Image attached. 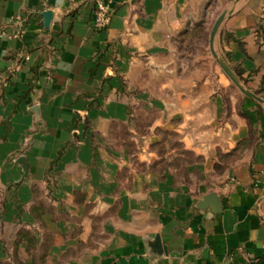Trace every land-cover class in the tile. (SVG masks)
<instances>
[{"label": "crops", "instance_id": "crops-1", "mask_svg": "<svg viewBox=\"0 0 264 264\" xmlns=\"http://www.w3.org/2000/svg\"><path fill=\"white\" fill-rule=\"evenodd\" d=\"M94 5L0 0V199L54 230L44 264L79 240L80 264H264V102L209 49L226 12L216 49L264 99V0H114L103 29Z\"/></svg>", "mask_w": 264, "mask_h": 264}, {"label": "rangeland", "instance_id": "rangeland-1", "mask_svg": "<svg viewBox=\"0 0 264 264\" xmlns=\"http://www.w3.org/2000/svg\"><path fill=\"white\" fill-rule=\"evenodd\" d=\"M158 148L165 154L170 147ZM173 154L158 158L155 164L158 166L166 162H175ZM132 160L137 166L143 165L137 157ZM18 208L19 212L16 214L17 208L14 204L8 205L0 199V264H44L50 261L51 258L48 259L47 256L54 239V230L44 222L29 221L26 215L25 220H22L21 215L26 207ZM44 208L46 206L42 203L31 206V210L38 214L43 213ZM84 245L85 243L79 240L75 246L68 248L66 253L53 257L51 263L80 264Z\"/></svg>", "mask_w": 264, "mask_h": 264}, {"label": "water", "instance_id": "water-1", "mask_svg": "<svg viewBox=\"0 0 264 264\" xmlns=\"http://www.w3.org/2000/svg\"><path fill=\"white\" fill-rule=\"evenodd\" d=\"M44 15V23L45 26L48 27L50 25V22L52 20L53 17V13L50 11H45L43 13ZM227 13L223 12L215 21L213 28L210 32V36H209V49L210 52L212 54V56L214 57V59L216 60L217 64L220 66V68L223 70V72L228 76V78L247 96H249L250 98H253L259 102H264V99L260 96H258L257 94L253 93L252 91H250L249 89H247L238 79V77L236 76V74L233 72V70L229 67V65L220 57L217 49H216V37L217 34L220 30V27L223 23V21L226 18ZM18 161L23 165V168L25 170V172L27 171V164L25 161V157H20L18 159ZM211 197L212 198H216L217 195L215 193H211Z\"/></svg>", "mask_w": 264, "mask_h": 264}, {"label": "built area", "instance_id": "built-area-1", "mask_svg": "<svg viewBox=\"0 0 264 264\" xmlns=\"http://www.w3.org/2000/svg\"><path fill=\"white\" fill-rule=\"evenodd\" d=\"M93 1L95 4L93 25L96 29L106 28L111 21L113 11L112 4L114 0ZM26 59H28V57H26Z\"/></svg>", "mask_w": 264, "mask_h": 264}, {"label": "trees", "instance_id": "trees-1", "mask_svg": "<svg viewBox=\"0 0 264 264\" xmlns=\"http://www.w3.org/2000/svg\"><path fill=\"white\" fill-rule=\"evenodd\" d=\"M168 134H170V135H172L173 137H175V135L173 134V133H168ZM177 145H178V148H179V150L181 151V153L183 154V155H185L184 157H177L176 158V160H175V162L177 161L178 162V164L180 165L181 164V161H182V163H186V162H189V161H191L192 160V152L191 151H189V150H186V149H183L182 148V146H181V144L180 143H178L177 142ZM163 148V147H162Z\"/></svg>", "mask_w": 264, "mask_h": 264}]
</instances>
